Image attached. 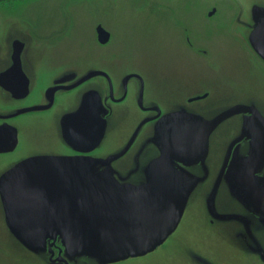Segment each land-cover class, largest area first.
Wrapping results in <instances>:
<instances>
[{
  "label": "water",
  "instance_id": "1",
  "mask_svg": "<svg viewBox=\"0 0 264 264\" xmlns=\"http://www.w3.org/2000/svg\"><path fill=\"white\" fill-rule=\"evenodd\" d=\"M252 16V31L245 34L250 48L264 62V8L255 6ZM97 30L101 41L107 43L110 32L102 25H98ZM94 66L76 71L81 75L80 79L61 87L71 89L97 75H106L111 82L108 73L94 70ZM111 75L114 81L123 77L115 80L112 69ZM125 75L126 93L130 79L141 80L138 104L144 107L145 92L148 96L147 88L149 90L144 73L136 69ZM201 89L196 84L189 92ZM216 89L208 86L210 95L207 99L216 94ZM111 92L115 102L124 100L127 95L116 99L114 89ZM90 96H82V105L75 116L81 122L78 137L88 142L92 137L90 150L103 139L96 145L94 153L97 156L64 157L55 159L59 160L55 162L48 157H32L0 176V204L6 225L3 230L6 229L16 243L31 253H47L53 264H122L129 260L147 259L166 245L186 219L193 193L207 179L202 172H198V168L207 167L215 136L226 123L229 130L220 141L221 166L216 179H213L205 206L199 212L205 211L208 223L218 226L219 223H210L206 210L214 215L223 212L216 200L221 185L226 184L230 195L240 205L239 209L224 211L229 214H220V219L226 220L220 223H237V231L233 229V233L227 236L232 254L240 252L248 259L256 257L264 263V245L260 236V232L264 231V112L254 101L224 93L225 99L218 103L220 109L215 114L209 110L203 113L190 109L185 98L179 96L176 104L183 101L184 113L179 109L167 112L156 123V128L149 122L161 116V110L153 118H145L141 122L137 120L129 133L134 131L127 146L116 151L129 135L118 144L108 142L112 117L107 129L106 120H102L101 129L94 127L95 134L84 128L89 122L87 115H91L95 106L89 104ZM123 102L114 104V109ZM195 104L192 106L195 107ZM136 107L141 111L138 105ZM248 112L253 119L246 118L242 125L239 124L242 114ZM244 138L251 140L245 145H237L231 158V147ZM134 141L130 152L137 146L140 149L133 155L134 163L127 169L120 162ZM8 165L1 164L0 171L7 169ZM259 173L263 176L257 175ZM245 211L257 215L256 219L254 216L251 218L253 222H249L251 229L247 233L250 239L235 235L241 233L242 221L250 218ZM0 232L3 233L1 229ZM242 241H246L247 249ZM218 245H222L220 240ZM54 247L59 248L57 255ZM209 255L208 247L202 250L193 243L182 259L183 264H218ZM177 259L170 256L163 258L166 264L171 260L170 264H176ZM158 261L162 263V258ZM151 263L154 264V261L151 260Z\"/></svg>",
  "mask_w": 264,
  "mask_h": 264
},
{
  "label": "rangeland",
  "instance_id": "2",
  "mask_svg": "<svg viewBox=\"0 0 264 264\" xmlns=\"http://www.w3.org/2000/svg\"><path fill=\"white\" fill-rule=\"evenodd\" d=\"M236 4L240 6L242 19L246 22L242 25L247 26L251 25L248 20L254 7L264 8V0H81L79 13L74 16V33L80 42L66 45L63 48L64 56L75 59L80 65L78 70L83 71L95 63L89 60L112 55L110 68L115 80L131 70L140 69L148 81V97L160 94V98L170 106L179 100V96L173 100L171 92H189L197 84L201 88H218L215 95L202 102L208 110L216 108L225 99L223 94L229 93V96L254 101L264 112V62L249 47L247 36L241 28L238 31L227 30L224 24L230 16L229 11L239 10ZM213 6L219 8L217 14L214 18H205ZM44 14L57 16L52 2L46 4ZM178 19L186 20L191 38L204 48V52L179 45L184 30L177 24ZM99 23L113 31L112 43L107 46L95 43L94 29ZM142 115L133 98L116 105L108 142L118 144L126 139ZM228 130L226 123L221 126L211 146L207 167L198 168V172H202L207 179L193 193L186 219L178 231L165 246L147 259L129 260L122 264H152L151 260L154 264H166L163 258L169 256L179 258L176 264H183L182 259L193 243L202 247V250L208 247V257L218 264H264L256 257L251 260L240 252L232 254L227 236L233 233V229L237 231V223L230 221L219 223L218 226L210 225L205 211L199 212L205 206L213 179H216L221 166L223 156L220 141ZM139 149V146L133 149L120 164L128 169L134 163L133 155ZM216 201L217 206L225 211L240 208L224 183ZM4 227V211L0 204V229L3 231L2 234L0 232V264H53L47 253L25 250L6 229L3 230ZM260 236L264 245V231L260 232ZM219 240L222 245H218ZM246 241H242L245 249ZM161 258L162 263L158 261Z\"/></svg>",
  "mask_w": 264,
  "mask_h": 264
},
{
  "label": "flooded vegetation",
  "instance_id": "3",
  "mask_svg": "<svg viewBox=\"0 0 264 264\" xmlns=\"http://www.w3.org/2000/svg\"><path fill=\"white\" fill-rule=\"evenodd\" d=\"M49 2L54 4L57 12L56 17L44 14L45 6ZM80 3L81 0H0V165L9 164L7 169L0 171V176L21 161L32 157H48L51 158L50 161L52 162L59 161L55 159L64 157L74 158L81 155L94 157L96 155L94 151L103 142V139L94 145H97L94 149L93 146L90 150L92 137H89L91 142L78 137L81 122L75 116L82 105V96L84 97L86 94L91 95L88 100L89 104L95 105L91 115H87L89 122L87 121L84 127L85 130L88 129L90 134H95L96 129L92 130L94 127L101 129L104 123L102 120L107 121V129L110 118L115 112L113 105L121 103L129 97L133 98L143 113L139 122L145 118L157 116L158 111L161 110V116L149 122L155 128L156 123L167 112H175L177 109L185 112L182 109L183 101L168 106L167 102L160 98V94H157V97L155 95L148 97L146 92L144 107L139 106L138 97L142 87L141 80L138 78L130 79L126 93V75L118 81L113 80L110 69L112 55L109 54L103 58L101 56L99 59H91L89 62H95L94 70L108 73L111 82L108 76L97 75L74 88L64 89L61 87L75 83L81 77L77 73L80 66L78 62L75 59L65 58L63 51L66 45H74L80 40L74 33L76 21L74 16L79 13ZM237 9H239L237 12H228L230 16L224 24H226L227 30L238 31L241 28L246 35L245 24L242 25L246 22L242 19L240 6L237 5ZM218 10V7L213 6L205 18H214ZM253 20L251 15L248 20L251 25H245L247 33L252 31ZM176 22L184 30L179 45L185 46L187 49L204 52V48L196 44L191 38L186 20L178 19ZM98 25H102L110 34L112 33V30L108 29L107 26L101 23ZM98 25L94 29L95 43H99L100 46H107L112 43L113 35L111 34L107 43H103L97 30ZM249 29L251 30L248 31ZM71 42L73 43L71 44ZM248 45L251 47L249 43ZM174 86L175 84H173ZM144 87L146 91L145 80ZM112 89H114L116 99L127 94L125 99L115 102L112 98ZM205 94L208 95L202 97ZM171 95L173 100H177L178 96L185 98L184 101L190 109L195 108L203 113L208 110L207 105L202 103L210 95L208 86L194 93L173 91ZM193 103L197 105L191 107ZM219 109L220 107H216L209 111L216 114ZM250 115V112L242 114L239 124L242 125L246 118L253 119ZM259 124L263 125L260 121ZM133 132L116 151L127 146ZM250 140L251 138H244L234 144L231 147L230 157L234 156L237 145H245ZM134 144L135 141L122 157L129 154ZM146 149L148 148L146 147ZM137 157L140 156L137 155ZM257 175L263 176L262 173ZM206 211L212 224L226 221L220 219V214H229L224 212L225 210L223 212L217 211L218 213L215 215L218 217H216L208 209ZM245 214L250 218L242 221V228H239L241 233L235 235L237 238L250 239V235L247 233L251 229L249 222H253L254 220L251 218L253 219L254 216L256 219L257 215L252 212L247 213V211ZM55 250L58 251V248L56 247Z\"/></svg>",
  "mask_w": 264,
  "mask_h": 264
}]
</instances>
